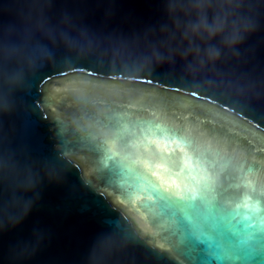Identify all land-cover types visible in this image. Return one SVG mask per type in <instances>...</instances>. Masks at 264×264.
<instances>
[{
    "label": "water",
    "instance_id": "obj_1",
    "mask_svg": "<svg viewBox=\"0 0 264 264\" xmlns=\"http://www.w3.org/2000/svg\"><path fill=\"white\" fill-rule=\"evenodd\" d=\"M0 264H264V0H0Z\"/></svg>",
    "mask_w": 264,
    "mask_h": 264
}]
</instances>
